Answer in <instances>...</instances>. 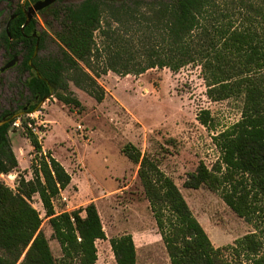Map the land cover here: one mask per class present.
Masks as SVG:
<instances>
[{"label":"trees","instance_id":"1","mask_svg":"<svg viewBox=\"0 0 264 264\" xmlns=\"http://www.w3.org/2000/svg\"><path fill=\"white\" fill-rule=\"evenodd\" d=\"M29 1L36 0L26 1L25 6ZM57 1L39 10L51 13L61 25L54 32L56 54L31 59L36 41L39 51L49 34L35 30L34 18L22 27V4L0 30L1 46L9 57L20 55L16 68L28 72L22 81L28 97L18 108L31 101L28 113L43 98L51 97L80 108L69 82L100 102L104 89L97 78L107 71L126 75L199 65L207 97H239L241 115L212 136L223 170L220 164L208 169L200 161L183 185L220 189L236 215L254 221L258 231L238 237L231 248L250 264H264V1L221 0L227 7L218 0H80L56 9ZM103 12L115 25L100 24ZM11 113L3 109L0 119ZM196 118L208 126L210 112L202 109ZM14 120L0 126V174L18 166L7 134ZM22 127L34 152L32 176L18 175L14 187L0 180V264H94L95 242L105 238L95 203L55 211L54 199L70 183L71 174L50 151L43 150L41 138L27 124ZM121 152L138 165L137 176L171 264H227L217 257L218 249L212 247L181 191L156 161L131 142ZM34 195L59 245V257L53 256L40 229L43 218L31 203ZM109 243L116 264H136L130 234L112 237Z\"/></svg>","mask_w":264,"mask_h":264},{"label":"rangeland","instance_id":"2","mask_svg":"<svg viewBox=\"0 0 264 264\" xmlns=\"http://www.w3.org/2000/svg\"><path fill=\"white\" fill-rule=\"evenodd\" d=\"M23 1L0 0V30L8 15ZM79 1L59 0L56 9ZM261 1L264 0H257ZM32 3L29 1L28 5ZM218 4L229 7L221 0ZM32 18L36 21V31L46 30L49 34L37 54H56L58 43L53 38L54 32L61 29L59 21L48 12L36 11ZM106 23L115 25L103 12L100 24ZM94 37L99 41L98 31L94 32ZM10 59L0 45V66ZM26 75L17 70L16 60L0 72V112L3 109L17 112L18 106L25 103L28 91L22 81ZM97 81L104 89L100 102L69 82V88L81 103L80 108L65 105L54 97L46 98L37 105L38 109L25 112L10 123L7 134L11 148L13 150L14 146L17 151L21 148L15 155H18L17 162L19 159L27 169L22 170L18 165L10 173L16 175L13 181L3 175L0 180L14 187L18 175L31 178L30 162L34 152L22 124L35 127L43 150L50 151L71 174L70 183L54 199L55 211L72 210L90 201L97 207L105 238L95 242L94 264H116L109 240L127 233L133 238L136 264H171L137 176L138 165L121 152L122 146L131 142L172 178L212 247L218 249L217 257L227 264H250L245 257H238L231 246L238 237L256 231V223L236 215L224 202L220 189L183 185L198 162H203L208 169L220 164L212 136L240 118L241 99L208 98L197 64L177 71L167 67L151 68L141 74L119 75L107 71ZM202 109L210 112L208 126L196 118ZM220 166L223 170V165ZM31 203L43 218L40 229L48 239L53 256L59 257V245L51 236L37 195L31 198Z\"/></svg>","mask_w":264,"mask_h":264},{"label":"water","instance_id":"3","mask_svg":"<svg viewBox=\"0 0 264 264\" xmlns=\"http://www.w3.org/2000/svg\"><path fill=\"white\" fill-rule=\"evenodd\" d=\"M55 1H57V0H36L32 4L25 6L26 0H24L22 2V9H23L24 14H25V22L23 23L22 27H24L25 25H27L29 23V21L32 19L33 14L36 11H39V10L51 5ZM33 35H35V34H33ZM37 53H38V41H36V43H35V47H34V51H33L31 59L34 58L37 55ZM31 59L29 60V63H30ZM15 60H17V55H14L12 57V59L2 67V69L7 68L8 66L12 65L15 62ZM45 99L46 98H43L37 105L40 106L44 102ZM37 105L34 109H38ZM25 110L26 109L24 108L21 111L15 112V113L11 114L9 116V118H7V119L2 118L0 120V126L5 122H8V121H11L13 119L20 117L21 115H23L26 112Z\"/></svg>","mask_w":264,"mask_h":264},{"label":"flooded vegetation","instance_id":"4","mask_svg":"<svg viewBox=\"0 0 264 264\" xmlns=\"http://www.w3.org/2000/svg\"><path fill=\"white\" fill-rule=\"evenodd\" d=\"M26 6H27V5H26ZM0 45H1V44H0ZM14 55H17V54H14ZM14 55H13V56H14ZM13 56H12V57H13ZM12 57H11V59H12ZM11 59H10V60H11ZM20 59H21V56H20V55H17L16 65L20 62ZM8 62H9V61H8ZM2 67H3V66H0V72H2V70H3ZM26 73L28 74L27 71H26ZM28 105H29V104L26 103L25 105H23V106L19 109V111H21V110L24 109V108L26 109L25 111H27V107H28ZM1 112H2V111H1ZM1 112H0V113H1ZM17 112H18V111H17ZM13 113H15V112H13ZM13 113H11V114H13ZM11 114H10V115H11ZM10 115H7L6 117H2V118H6V119H7V118H9ZM2 118H1V119H2ZM1 119H0V120H1Z\"/></svg>","mask_w":264,"mask_h":264},{"label":"crops","instance_id":"5","mask_svg":"<svg viewBox=\"0 0 264 264\" xmlns=\"http://www.w3.org/2000/svg\"><path fill=\"white\" fill-rule=\"evenodd\" d=\"M21 148H18V151L15 149V147L13 146V152H14V154H18V153H20L21 152V150H20ZM18 152V153H17ZM17 156V157H16ZM15 157H16V159L18 158V155H15ZM18 165L20 166V168L22 169V170H25V169H27L26 168V166L25 165H22L21 163H20V161H19V159H18ZM24 176H25V174H24ZM28 179V178H27Z\"/></svg>","mask_w":264,"mask_h":264},{"label":"built area","instance_id":"6","mask_svg":"<svg viewBox=\"0 0 264 264\" xmlns=\"http://www.w3.org/2000/svg\"><path fill=\"white\" fill-rule=\"evenodd\" d=\"M30 129H31L34 133H36V130H37V129H36L35 127H31V126H30ZM36 134H37V133H36ZM10 173H11V172H10ZM10 173H9V174H8V173H7V174H0V176L3 175V176H5V177L8 178V179L11 178V180L13 181V180L15 179V176H16V175H15V174H12V175H11ZM11 176H12V177H11Z\"/></svg>","mask_w":264,"mask_h":264}]
</instances>
